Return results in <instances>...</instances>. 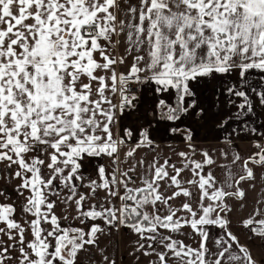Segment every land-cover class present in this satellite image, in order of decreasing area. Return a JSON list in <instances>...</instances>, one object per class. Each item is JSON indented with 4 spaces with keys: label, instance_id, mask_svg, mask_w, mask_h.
Segmentation results:
<instances>
[{
    "label": "snow or ice",
    "instance_id": "1",
    "mask_svg": "<svg viewBox=\"0 0 264 264\" xmlns=\"http://www.w3.org/2000/svg\"><path fill=\"white\" fill-rule=\"evenodd\" d=\"M256 73L264 0H0V174L19 181L17 198L0 201V264H80L85 252L95 264L93 248L98 264H118L100 241L121 228L137 237V264H258L228 219L229 200L246 198L244 183L256 187L253 166L264 180V143L248 157L231 154L243 118L264 109ZM218 75L236 77L226 89L235 112L216 127L233 118L243 126L218 138L227 148H199L177 122L209 123L196 85ZM142 103L146 123L123 125ZM158 124L181 135L185 150L170 149L179 163H160ZM0 195L10 198L7 188ZM61 207L74 212L58 215ZM256 216L264 210L242 224L264 241ZM211 228L220 229L214 240ZM180 236H198V246Z\"/></svg>",
    "mask_w": 264,
    "mask_h": 264
},
{
    "label": "crops",
    "instance_id": "2",
    "mask_svg": "<svg viewBox=\"0 0 264 264\" xmlns=\"http://www.w3.org/2000/svg\"><path fill=\"white\" fill-rule=\"evenodd\" d=\"M264 74L256 73L252 76V82L255 83L259 80V77ZM236 77H228L224 76H216L215 78H203L199 84L196 85L198 102L201 103L205 108L208 109L207 118L209 119V123L205 124L203 120L198 117L189 116L183 118V123L177 122L180 125L181 129L191 128L194 134V143L199 148H227V142L221 143L218 139L219 137H223L227 131H231L233 127L240 128L242 127L241 120H237L233 118L229 122V125L221 130L216 127V124L222 120L229 113L235 112L234 106L226 107V100L228 98L227 87L233 84ZM264 83V81H261ZM251 95H255V93H250ZM233 100H236L237 103L240 102L239 98L232 97ZM142 102L147 100L149 103L152 100L151 94L145 96L141 93ZM216 108L219 109L218 114L216 113ZM148 110V104L142 103L140 107H138L134 112L126 114V117L122 118V124L132 128V129H140L146 121L141 117ZM243 120L247 121V128H245L244 132H241L239 137H233L234 147L231 148V154L235 155L238 150L243 157H248L257 149L254 147V142L259 141L264 143V136L260 135H249L248 129L255 127L259 132H264V109L257 107L256 114L248 119V117H244ZM152 136L154 137L158 147L156 148V152L159 153L161 160L160 163H163V160L166 158H171L172 163H179L175 151L170 149H175L176 151L185 150V143L181 138V135L178 134H170L166 131V127L163 124L154 125L151 129ZM216 156L219 157V152L216 153ZM151 159V157H149ZM197 159H200L198 156ZM231 157H229V162ZM217 163H221L218 159ZM3 167V165H0ZM215 168V166H213ZM255 168L257 179L255 181L256 187L254 190H250L249 183H244L243 188L246 190V198L237 201L235 199L229 200V205L232 208V211L228 214V219L230 221V227L232 231L240 238L241 243H247L252 251L253 257L257 260L258 264L264 262V241H262L259 237H254L250 233L249 229H245L243 227L242 222L249 218L250 215L255 213V210L259 207L264 210V203H258L261 200H264V180H261L262 170L258 166H253ZM93 173V172H91ZM217 176H222V173L217 169ZM7 177L4 174H0V190L7 188V193L10 194V198L6 200L5 195H0V201H5L11 203L14 199H16V193L14 191L16 184L19 181H13L12 183H6ZM19 199H23L20 197ZM179 199H184L183 197ZM179 199L175 201V204H179ZM57 214L74 212L73 208H58ZM264 218L262 216H256V219ZM71 219V216H69ZM65 224L68 223L67 220L64 221ZM127 230L120 229L119 232L113 231L111 235H105L101 237L100 246L102 248L107 249L108 254L112 255L115 253L118 264H137L135 258L129 253L132 252L135 248V241L137 239L134 234H127L125 232ZM185 231H191L190 229H185ZM213 240L217 235L220 234V229L211 228L210 229ZM180 239H183L185 243L192 245L193 247L198 246L199 237L196 236L194 238H185L184 236H180ZM112 245V247H109ZM118 245V247H116ZM92 255L96 257L95 264H98L100 256L95 248L92 249ZM89 260L88 253H81L80 255V264H86ZM140 264H145V258L141 257Z\"/></svg>",
    "mask_w": 264,
    "mask_h": 264
},
{
    "label": "trees",
    "instance_id": "3",
    "mask_svg": "<svg viewBox=\"0 0 264 264\" xmlns=\"http://www.w3.org/2000/svg\"><path fill=\"white\" fill-rule=\"evenodd\" d=\"M94 166H95V162H93L92 164L88 165L86 170L89 173H91L93 171V169H94Z\"/></svg>",
    "mask_w": 264,
    "mask_h": 264
},
{
    "label": "rangeland",
    "instance_id": "4",
    "mask_svg": "<svg viewBox=\"0 0 264 264\" xmlns=\"http://www.w3.org/2000/svg\"><path fill=\"white\" fill-rule=\"evenodd\" d=\"M93 172V171H92ZM122 229H124V228H122ZM125 230V229H124Z\"/></svg>",
    "mask_w": 264,
    "mask_h": 264
}]
</instances>
